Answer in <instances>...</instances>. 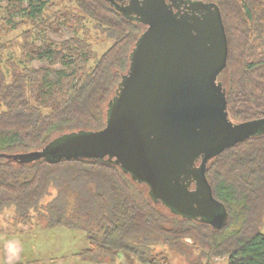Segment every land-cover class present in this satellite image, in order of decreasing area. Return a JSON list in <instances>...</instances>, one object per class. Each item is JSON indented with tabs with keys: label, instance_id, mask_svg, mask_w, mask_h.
I'll return each instance as SVG.
<instances>
[{
	"label": "trees",
	"instance_id": "obj_1",
	"mask_svg": "<svg viewBox=\"0 0 264 264\" xmlns=\"http://www.w3.org/2000/svg\"><path fill=\"white\" fill-rule=\"evenodd\" d=\"M68 1L59 8L45 0H0V33L19 32L22 63L7 61L5 74L0 58V213L12 207L16 223L26 225L37 212L45 228L83 233L88 247L77 255L92 264H114L118 254L139 264H168L165 250L186 255V240L200 249L205 264L211 258L264 264V133L207 164L205 177L226 212L218 228L154 203L145 184L105 161L7 158L40 151L65 135L102 129L144 30L104 0ZM202 1L219 7L224 26L228 52L218 81L230 120L264 118V0ZM60 25L72 37L47 42L43 34L60 36ZM99 36L110 43L101 54L92 43ZM32 61L47 67L29 68Z\"/></svg>",
	"mask_w": 264,
	"mask_h": 264
},
{
	"label": "water",
	"instance_id": "obj_2",
	"mask_svg": "<svg viewBox=\"0 0 264 264\" xmlns=\"http://www.w3.org/2000/svg\"><path fill=\"white\" fill-rule=\"evenodd\" d=\"M104 1L144 27L108 103L105 126L7 158L105 161L145 184L154 203L221 227L226 212L205 177L207 164L225 149L264 133V118L241 123L229 118L218 81L228 52L219 7L202 0H177L179 5L175 0Z\"/></svg>",
	"mask_w": 264,
	"mask_h": 264
},
{
	"label": "rangeland",
	"instance_id": "obj_3",
	"mask_svg": "<svg viewBox=\"0 0 264 264\" xmlns=\"http://www.w3.org/2000/svg\"><path fill=\"white\" fill-rule=\"evenodd\" d=\"M45 1L54 2L59 5V8L68 7L70 5L68 0ZM4 6L5 3L0 4V9H3ZM2 12L3 10H0V13ZM19 20L20 17L14 18V21ZM87 26L89 27L90 24L88 23ZM18 33L17 31L8 34L0 33V47L6 44H12V47L8 50L3 52L0 51V58L2 61L1 67L5 74H8L7 61H13L19 66H22L19 58L20 40L18 39ZM91 33L94 35V31ZM60 34V36H56L52 31H48L43 34V38L47 42L59 43L71 38L73 35V33L63 25H60ZM92 43L93 49L98 54H101L110 45L108 41L103 40L100 36L99 38H95ZM36 44L39 45L40 42L36 41ZM28 67L38 69L47 67V63L32 61ZM52 194H54V191H52ZM50 198L51 197H48L41 201L43 206ZM40 211L42 212V207L39 208V212ZM40 215L41 213L34 212L32 221L29 224L22 225L16 223L12 207L0 213V264H4V260L6 259V243L12 240L18 242V247L20 249L19 259L16 260L15 264H92L82 260L81 257L77 255L80 251L88 247L83 233L71 232L65 228H45V221L43 216L40 217ZM262 232L264 233V226ZM186 243L189 246L186 255H178L174 252L165 250L168 254V264H197L199 261L201 264H205L206 261L204 259L200 260V249L193 245L190 240H186ZM162 249V247H158V250ZM210 263L225 264L226 260L224 258H211ZM114 264L139 263L131 257H124L118 254V258L115 260Z\"/></svg>",
	"mask_w": 264,
	"mask_h": 264
},
{
	"label": "clouds",
	"instance_id": "obj_4",
	"mask_svg": "<svg viewBox=\"0 0 264 264\" xmlns=\"http://www.w3.org/2000/svg\"><path fill=\"white\" fill-rule=\"evenodd\" d=\"M6 259L4 264H15L16 260L19 259V247L18 242L15 240L8 241L5 245Z\"/></svg>",
	"mask_w": 264,
	"mask_h": 264
},
{
	"label": "flooded vegetation",
	"instance_id": "obj_5",
	"mask_svg": "<svg viewBox=\"0 0 264 264\" xmlns=\"http://www.w3.org/2000/svg\"><path fill=\"white\" fill-rule=\"evenodd\" d=\"M182 1L186 2V1H192V0H182ZM128 3H129V0H122V4L123 5H127ZM175 3L178 4V5L180 4V2L177 1V0H175ZM182 6H183V4L180 5L181 8H182ZM174 11H176V9Z\"/></svg>",
	"mask_w": 264,
	"mask_h": 264
},
{
	"label": "crops",
	"instance_id": "obj_6",
	"mask_svg": "<svg viewBox=\"0 0 264 264\" xmlns=\"http://www.w3.org/2000/svg\"><path fill=\"white\" fill-rule=\"evenodd\" d=\"M85 249H87V248H85ZM85 249H83V250H85Z\"/></svg>",
	"mask_w": 264,
	"mask_h": 264
}]
</instances>
